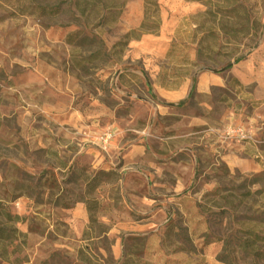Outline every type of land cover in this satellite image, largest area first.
<instances>
[{
	"label": "rangeland",
	"instance_id": "rangeland-1",
	"mask_svg": "<svg viewBox=\"0 0 264 264\" xmlns=\"http://www.w3.org/2000/svg\"><path fill=\"white\" fill-rule=\"evenodd\" d=\"M71 1L0 0V264H264L241 233L264 237V0H151L156 35L125 45L143 0Z\"/></svg>",
	"mask_w": 264,
	"mask_h": 264
},
{
	"label": "trees",
	"instance_id": "trees-1",
	"mask_svg": "<svg viewBox=\"0 0 264 264\" xmlns=\"http://www.w3.org/2000/svg\"><path fill=\"white\" fill-rule=\"evenodd\" d=\"M187 2H199L206 7L205 16L210 17L212 19L218 16L220 19H237L241 10H243L242 0H185ZM71 8L74 10V14L79 17L86 19L87 15H95L97 13V4H99L98 0H74L71 1ZM22 14H26L28 16H34L37 18H48L55 19L58 18L61 14H63V9L59 6H38V5H30L22 8ZM159 13V5L155 1L151 0H143V19L138 26L133 31L128 32L125 36V42L123 45L127 44L130 40H137L139 37L143 35H156L158 31V20H153V18H157ZM114 18V14L108 15L105 20H110L112 23ZM219 30L223 35H228L230 33H240L241 29H232L228 28L223 24H220ZM209 35V33H207ZM76 38L69 37L68 43L73 44ZM236 61V60H235ZM193 88V86H192ZM89 210V209H88ZM0 217H4L7 222H18L19 217H12L9 213H6L5 208L2 204H0ZM16 230H8L6 227L0 225V247L5 246V244L9 245L11 241V236L15 233ZM246 237H252L251 243L247 242L246 246L255 244V243H263L264 237H261L251 231H241ZM4 248V247H3ZM2 248V249H3ZM2 261L0 257V262Z\"/></svg>",
	"mask_w": 264,
	"mask_h": 264
},
{
	"label": "crops",
	"instance_id": "crops-1",
	"mask_svg": "<svg viewBox=\"0 0 264 264\" xmlns=\"http://www.w3.org/2000/svg\"><path fill=\"white\" fill-rule=\"evenodd\" d=\"M143 36H148V35H143ZM153 49L151 50L150 47L146 48L145 51L152 54L153 56L155 57H159L161 55V53L163 52V48L165 47V44L164 43H160V42H156L155 44H153ZM165 50V49H164ZM137 55L139 56V54L137 53ZM145 62V61H144ZM146 64V63H145ZM149 65H151V63H149ZM157 75V73H156ZM185 83L181 84L180 87L178 89H175V90H169V91H165L163 90L162 88H160V94H166V95H169V96H172L174 97L175 95L177 94H180L183 92V90L185 89ZM131 156H129L130 158ZM210 249H208L207 253H206V257L208 259H210L212 262H215V256L217 254V250L220 248L219 247V244H216V243H210ZM212 248V249H211ZM216 248V249H215Z\"/></svg>",
	"mask_w": 264,
	"mask_h": 264
},
{
	"label": "built area",
	"instance_id": "built-area-1",
	"mask_svg": "<svg viewBox=\"0 0 264 264\" xmlns=\"http://www.w3.org/2000/svg\"><path fill=\"white\" fill-rule=\"evenodd\" d=\"M111 139V133L106 132L102 138L103 146L106 148L107 142Z\"/></svg>",
	"mask_w": 264,
	"mask_h": 264
}]
</instances>
